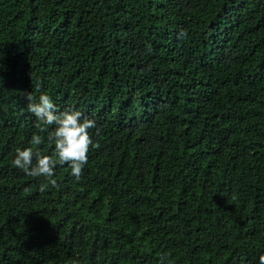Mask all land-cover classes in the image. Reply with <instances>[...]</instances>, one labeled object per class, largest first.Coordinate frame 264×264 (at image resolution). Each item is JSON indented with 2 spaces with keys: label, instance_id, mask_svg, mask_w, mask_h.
I'll use <instances>...</instances> for the list:
<instances>
[{
  "label": "trees",
  "instance_id": "1",
  "mask_svg": "<svg viewBox=\"0 0 264 264\" xmlns=\"http://www.w3.org/2000/svg\"><path fill=\"white\" fill-rule=\"evenodd\" d=\"M30 92L99 128L81 178L57 165L44 192L12 164L33 134L54 151ZM260 255L264 0H0V264Z\"/></svg>",
  "mask_w": 264,
  "mask_h": 264
},
{
  "label": "clouds",
  "instance_id": "2",
  "mask_svg": "<svg viewBox=\"0 0 264 264\" xmlns=\"http://www.w3.org/2000/svg\"><path fill=\"white\" fill-rule=\"evenodd\" d=\"M179 35L184 37L186 33L181 30ZM25 99L28 101L27 110L37 119L38 129L43 132L47 131V126H54L47 132V140L50 144L54 143V151L51 154H44L37 150V146L44 143V138L40 134H33L29 141L30 146L16 148L13 166L31 177H43L44 182L40 184L39 189L41 192L48 190L49 187H58L56 180L53 179L57 165L67 164L72 176L79 180L88 163L90 150L100 146L98 142H93L91 133L92 129H96V134L99 135L95 118L73 107L59 111L46 93L41 94L38 101L31 92L25 94ZM166 258L161 256V264ZM73 264L80 262L74 260ZM169 264H172L171 260ZM259 264H264V255L259 256Z\"/></svg>",
  "mask_w": 264,
  "mask_h": 264
}]
</instances>
